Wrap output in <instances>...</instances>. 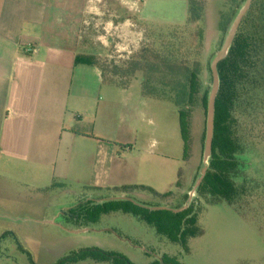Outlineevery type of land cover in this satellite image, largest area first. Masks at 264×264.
I'll list each match as a JSON object with an SVG mask.
<instances>
[{"label": "rangeland", "instance_id": "rangeland-1", "mask_svg": "<svg viewBox=\"0 0 264 264\" xmlns=\"http://www.w3.org/2000/svg\"><path fill=\"white\" fill-rule=\"evenodd\" d=\"M149 1L155 17L153 20H133L124 14L114 17V11H111L109 19L102 17V9L97 5L101 1L94 3L92 12L85 19V50L106 60L109 77H129L131 84L127 88L103 85L101 95L104 100L100 101L97 110L95 106L88 108L87 113H81L78 129L92 133L91 140L100 139L122 154L128 152L126 162L130 164L136 165L143 156L152 152L167 156L166 165L170 170L168 168L165 174L148 170L151 172L150 181H159V188H152L150 184L144 186L160 194L177 191L178 175L182 170V188L189 187V193L178 204L185 202L189 205L195 198L192 190L208 165L205 156L207 109L197 104L192 110L190 159L184 161L175 104L168 100L144 97L138 80L142 78V72L136 71L132 76L124 72L137 59L153 58L150 48L159 45L154 33L187 21L189 0ZM200 1L205 6L204 16L199 22L186 26V34L193 33V36L188 37L194 46L192 58L201 62V78L204 86H209L211 91L213 76L209 69L231 27L226 34L219 30V14L229 11L231 5L228 0ZM118 2L127 8H133L134 5L132 0ZM179 20L183 23H176ZM199 29H202L201 41L196 36ZM115 66L121 68L116 74L113 73ZM240 127L250 147L246 154V174L254 182L253 186L236 206L227 202L208 206L199 219L203 233L189 238L186 248L159 232L156 224L147 217L122 208L109 209L116 200L103 203L89 200L91 197L110 194L89 193L75 182L79 175L76 172L73 173L72 181L49 176L41 177L37 184H34L31 174L26 178L30 180L29 185L16 181L13 183L14 188H9L15 198L22 197L31 205L28 213L25 212L22 217L0 218V264H52L70 253H80L84 248L91 249L94 254L103 251L118 253L134 264H162L166 256L175 259L178 264H264V114L256 113L248 121L243 118ZM121 145L129 146L131 150H122ZM75 156L78 162H85L84 156ZM13 173L16 179L24 176L15 169ZM55 183L57 185L53 186ZM47 187H50L49 190L44 192L39 190ZM135 192L137 190L128 192L130 198L135 197L146 208H172L174 205L173 201L150 191L144 190L142 197ZM82 201H90L87 205L89 217L77 214L78 209L75 208ZM94 213L97 216L95 218L91 217ZM74 264L113 263L87 258Z\"/></svg>", "mask_w": 264, "mask_h": 264}, {"label": "crops", "instance_id": "crops-1", "mask_svg": "<svg viewBox=\"0 0 264 264\" xmlns=\"http://www.w3.org/2000/svg\"><path fill=\"white\" fill-rule=\"evenodd\" d=\"M132 1L133 8L118 0H0V218L28 213L31 203L15 198L9 188L16 181L29 185L26 178L31 174L37 184L49 176L72 181L76 172L75 182L89 193L110 194L89 200L123 199L145 206L122 188L147 184L159 188V181H150L148 170L158 174L170 170L167 156L152 152L136 165L130 164L128 152L122 154L100 139L91 140L92 133L78 129L81 113L95 106L97 110L104 100L103 85H111L103 81L99 67L75 62L78 54H89L83 37L85 19L94 3L108 19L111 11L114 17L155 19L149 0ZM178 115L184 149L179 110ZM77 154L86 158L84 163L77 161ZM14 169L24 176L16 179ZM143 191L137 189L135 194L142 197Z\"/></svg>", "mask_w": 264, "mask_h": 264}, {"label": "trees", "instance_id": "trees-1", "mask_svg": "<svg viewBox=\"0 0 264 264\" xmlns=\"http://www.w3.org/2000/svg\"><path fill=\"white\" fill-rule=\"evenodd\" d=\"M228 2L231 5L230 10L221 11L218 20L219 30L224 34L227 33L245 0H228ZM204 13L205 6L200 0H189L187 21L184 24L170 25L165 31L162 29L156 31L157 33L153 35L155 41H159V45L150 48L153 58L137 59L124 71L130 76L136 71L142 72L140 81L143 96L168 100L175 104L180 114L187 160L190 159L189 150L192 141L190 116L197 104L207 109L210 87L204 86L201 78V62L197 58H192L194 46L188 37L193 36V33L186 34V26L202 20ZM196 36L201 41L202 29H199ZM105 61L97 55L86 53L78 54L75 60L76 63L99 67L105 83L128 87L131 84L129 77L115 79L108 76ZM119 71L121 68L115 66L113 73ZM209 72L211 74V69ZM218 72L220 85L215 101L212 151L208 159L207 171L196 188L193 201L180 211L150 209L131 200H116L109 206V209L122 208L127 212L147 217L151 223L156 224L159 232L166 234L172 241L181 243L185 248L189 238L203 233L199 219L208 206L221 202L236 206L245 198L254 183L246 174L248 159L246 154L250 147L240 126L243 118L248 121L256 113L264 114V0L252 1L226 56L218 64ZM122 147L127 148V146ZM177 187L179 188L177 191L164 194L145 186H124L122 189L127 192L137 189L147 190L173 201V207L180 208L185 202L179 204L178 202L189 193V190L183 191L181 173ZM77 214L89 217L90 212L78 209ZM94 216L96 213L91 217ZM79 252L62 259L59 264L87 258L109 261L113 264H134L124 255L114 252L103 251L94 254L88 248ZM162 264L178 263L175 259L166 256Z\"/></svg>", "mask_w": 264, "mask_h": 264}, {"label": "water", "instance_id": "water-1", "mask_svg": "<svg viewBox=\"0 0 264 264\" xmlns=\"http://www.w3.org/2000/svg\"><path fill=\"white\" fill-rule=\"evenodd\" d=\"M253 0H246L245 4L243 7L240 9L238 14L236 15L235 19L233 20L231 27L228 31V34L225 38L224 44L221 48V50L217 53L215 58L213 59L211 63V70H212V76H213V85L209 94V99H208V106H207V125H206V138H205V156L206 159H209V156L212 151V141H213V135H214V121H215V101H216V96L219 90V85H220V79H219V72H218V64L219 62L226 56L234 38L237 33V30L240 26V23L249 10ZM207 171V166L204 167L203 173L200 176V178L197 180L194 188H193V193L196 192V188L199 185V183L202 181L204 174ZM188 204H185L184 206L180 208H171V207H157L160 209H171L174 211H180L186 208Z\"/></svg>", "mask_w": 264, "mask_h": 264}, {"label": "flooded vegetation", "instance_id": "flooded-vegetation-1", "mask_svg": "<svg viewBox=\"0 0 264 264\" xmlns=\"http://www.w3.org/2000/svg\"><path fill=\"white\" fill-rule=\"evenodd\" d=\"M75 209H80V210H82V209H85V210H87V209H89V207L86 205V206H76V208ZM87 216V215H86ZM85 217V216H84ZM68 256H71V253L69 254V255H65V256H63V257H61V258H59V259H57L56 261H54L52 264H59V262L62 260V259H64V258H66V257H68ZM75 262H66L65 264H74Z\"/></svg>", "mask_w": 264, "mask_h": 264}, {"label": "built area", "instance_id": "built-area-1", "mask_svg": "<svg viewBox=\"0 0 264 264\" xmlns=\"http://www.w3.org/2000/svg\"><path fill=\"white\" fill-rule=\"evenodd\" d=\"M30 49H32V48H30Z\"/></svg>", "mask_w": 264, "mask_h": 264}]
</instances>
